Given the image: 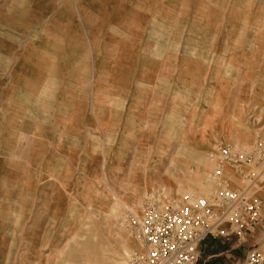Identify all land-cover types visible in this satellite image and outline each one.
<instances>
[{
	"label": "rangeland",
	"instance_id": "rangeland-1",
	"mask_svg": "<svg viewBox=\"0 0 264 264\" xmlns=\"http://www.w3.org/2000/svg\"><path fill=\"white\" fill-rule=\"evenodd\" d=\"M224 189L264 220V0H0V264H131L150 203Z\"/></svg>",
	"mask_w": 264,
	"mask_h": 264
},
{
	"label": "built area",
	"instance_id": "built-area-1",
	"mask_svg": "<svg viewBox=\"0 0 264 264\" xmlns=\"http://www.w3.org/2000/svg\"><path fill=\"white\" fill-rule=\"evenodd\" d=\"M219 159L237 172L253 161V155L221 147ZM214 176L221 179L223 171L216 170ZM250 192L224 189L211 202L184 207L150 203L142 219L132 222L142 252L133 257L131 264H198L200 247L219 232L224 238L234 236L243 243L245 235L264 227L262 202ZM225 225L230 227V234L222 231ZM247 264H264V258L252 251Z\"/></svg>",
	"mask_w": 264,
	"mask_h": 264
},
{
	"label": "crops",
	"instance_id": "crops-1",
	"mask_svg": "<svg viewBox=\"0 0 264 264\" xmlns=\"http://www.w3.org/2000/svg\"><path fill=\"white\" fill-rule=\"evenodd\" d=\"M84 22H82L83 24ZM225 246L223 247L222 250H225V252L222 251V253L219 254H210V250L207 251V248H211L208 246V244H203L200 247L201 254L203 255L202 258V264H234L236 260L241 259L240 253L238 251H234V248H230V246ZM234 251V252H233ZM221 259H218L220 258Z\"/></svg>",
	"mask_w": 264,
	"mask_h": 264
},
{
	"label": "bare ground",
	"instance_id": "bare-ground-1",
	"mask_svg": "<svg viewBox=\"0 0 264 264\" xmlns=\"http://www.w3.org/2000/svg\"><path fill=\"white\" fill-rule=\"evenodd\" d=\"M105 258V257H104ZM123 262V261H122Z\"/></svg>",
	"mask_w": 264,
	"mask_h": 264
}]
</instances>
